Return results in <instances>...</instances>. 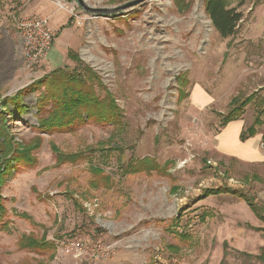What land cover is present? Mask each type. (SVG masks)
<instances>
[{"label":"rangeland","instance_id":"rangeland-1","mask_svg":"<svg viewBox=\"0 0 264 264\" xmlns=\"http://www.w3.org/2000/svg\"><path fill=\"white\" fill-rule=\"evenodd\" d=\"M81 1L88 9L77 0H0V36L14 34L12 9L37 11L56 29L34 83L16 54V81L0 90V131L17 144L40 142L35 164L16 165L0 188V264H264V223L238 198L264 216V160L244 162L257 157L253 146L219 126L249 97L239 120L248 128L259 118L264 135V0H227L242 20L226 39L205 0H147L119 12L134 0ZM57 80H82L118 117L40 133ZM6 99V109L19 101L22 112L8 116ZM52 146L78 157L58 164ZM144 158L160 170L129 173ZM26 235L54 248L20 249Z\"/></svg>","mask_w":264,"mask_h":264},{"label":"trees","instance_id":"trees-1","mask_svg":"<svg viewBox=\"0 0 264 264\" xmlns=\"http://www.w3.org/2000/svg\"><path fill=\"white\" fill-rule=\"evenodd\" d=\"M204 10L211 21L213 28L223 39L232 37L235 34L239 22L242 20V14L238 12L236 8H229L227 0H205ZM70 58L74 62L79 61L77 54L73 52L70 53ZM59 81L57 80V83L49 84L51 89L57 88L59 90L61 88V91L58 92L59 94H55V91H52L51 94H49L51 97V99H49L51 100L52 105L45 111L46 114L44 116L42 115L37 119V131L40 133L50 134L54 132L73 131L76 124L82 125L87 120H91L96 123L111 124L114 119L118 117L119 112L114 102L98 100L92 91L85 90L83 88L84 82L82 80L77 83L79 87H71L72 85H70L69 82L66 81L65 83H62ZM44 100H48V97L41 99L40 106H43ZM250 100L251 99L248 97L240 104L233 105L228 113L221 117L219 126L225 127L229 123L239 120L241 118V110L247 103H249ZM7 101L8 100L6 99L2 105L5 109L4 111H7L6 114L8 116H15V114L22 112L19 101H17L16 104H13L12 112H10L9 109H6ZM231 103L235 104L237 101L234 99ZM84 114L86 116V120L83 117ZM259 125H261V122L258 118L250 127L244 128L241 131L239 135L240 139L242 141H246L254 137L257 134L256 126ZM6 132V128H2L0 131V188L13 175L14 167L16 165L31 167L35 164L32 153L40 147L39 141L28 145L14 143L13 139L10 138L8 134L6 135ZM262 143L264 144V136L262 137ZM52 152L55 154L56 163L58 164L65 161H74V159L78 157L77 155L61 154L53 146ZM129 167V173H138L140 171L149 173L150 171L158 169V166L148 158L137 161ZM97 170H95V172L99 173V169ZM175 192L176 189L172 188V193ZM204 193L205 195L210 196L213 193H219V191H215L213 193L205 191ZM238 198L243 200L247 206H249L254 216L259 221L264 223L263 210L261 207H258L250 198H245L243 195L239 194ZM4 212L5 210L0 196V219L3 217ZM20 217L28 219L25 214H22ZM1 227L3 230H8L6 224H3ZM18 246L20 249L37 251L54 248L53 244L45 241V238L42 237L38 240L31 235L22 236L18 242Z\"/></svg>","mask_w":264,"mask_h":264},{"label":"built area","instance_id":"built-area-1","mask_svg":"<svg viewBox=\"0 0 264 264\" xmlns=\"http://www.w3.org/2000/svg\"><path fill=\"white\" fill-rule=\"evenodd\" d=\"M57 4H60L59 2ZM62 8L61 5H57ZM10 10L8 16L12 20L16 37V50L21 61V72L25 74L26 82L34 83L32 75L41 68L47 58L48 51L54 44L55 32L49 27L48 20L40 16L24 15L22 10ZM261 69L264 70V57L261 60Z\"/></svg>","mask_w":264,"mask_h":264},{"label":"crops","instance_id":"crops-1","mask_svg":"<svg viewBox=\"0 0 264 264\" xmlns=\"http://www.w3.org/2000/svg\"><path fill=\"white\" fill-rule=\"evenodd\" d=\"M52 13H54L55 15L58 14L55 12H52ZM22 14H24V15H26V14L27 15H36V14H40V13L36 11L34 14H29V13H26V11H22ZM40 15L42 17H44L42 14H40ZM50 16H52V14H50ZM262 22H264V19L260 22L261 24L259 25L258 30H262ZM11 24H12V21H11ZM63 25H64L63 17H59L57 19L58 28H60ZM260 26H261V29H260ZM12 29H13V26H12ZM51 29L53 31L56 30V29L54 30L53 28H51ZM15 48H16V37L14 34L12 36H10L6 32L5 34H2L0 36V90L7 89V88L11 87V85L14 84L16 81V75H17L16 61H17L18 54L16 53L17 51L14 52ZM16 54H17V56H16ZM262 58L260 59L259 65H261ZM260 68H261V66H260ZM197 98L204 99L205 97L198 93V95H196V99ZM244 126L245 125H244L243 121L237 120V121H233V122L229 123L224 130L228 129L230 131H233V133H235V135L238 136V134L240 135L241 131L244 129ZM263 136L264 135L260 136L259 133H257L254 137H252L246 141V144L253 146L254 150L252 152L254 154H256L257 157L252 159V160H248V161H244V162H254L257 160H259V161L264 160V144L262 143V137ZM220 139L223 142V136ZM217 144H218V148L220 149L219 144H221V142L217 141ZM259 145L262 148H259L260 147ZM220 151H222V149H220ZM260 199L262 200V202H264V192H262ZM248 227L251 228L250 226H248ZM251 229H253V228H251ZM256 229H258V228H256Z\"/></svg>","mask_w":264,"mask_h":264},{"label":"water","instance_id":"water-1","mask_svg":"<svg viewBox=\"0 0 264 264\" xmlns=\"http://www.w3.org/2000/svg\"><path fill=\"white\" fill-rule=\"evenodd\" d=\"M145 1H147V0H134V1L126 4L125 6H122L120 8H117V9L113 10V12H119V11H122V10L129 9V8L134 7L136 5H139V4H141V3L145 2ZM77 2L82 8H85V9L87 8V7H85L84 3L81 0H77ZM89 10L94 12V13H98L99 12V10H91V9H89Z\"/></svg>","mask_w":264,"mask_h":264}]
</instances>
